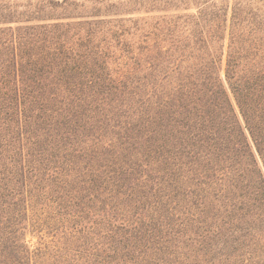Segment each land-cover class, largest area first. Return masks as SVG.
I'll return each mask as SVG.
<instances>
[{
	"label": "trees",
	"instance_id": "16d2710c",
	"mask_svg": "<svg viewBox=\"0 0 264 264\" xmlns=\"http://www.w3.org/2000/svg\"><path fill=\"white\" fill-rule=\"evenodd\" d=\"M82 1L0 9V264H264V0Z\"/></svg>",
	"mask_w": 264,
	"mask_h": 264
},
{
	"label": "rangeland",
	"instance_id": "374dc122",
	"mask_svg": "<svg viewBox=\"0 0 264 264\" xmlns=\"http://www.w3.org/2000/svg\"><path fill=\"white\" fill-rule=\"evenodd\" d=\"M59 1H63V0H59ZM192 1H197V0H192ZM111 2L119 6L121 10H126L125 5L127 3V0H111ZM82 3L85 4V7H87L89 4V2L86 0H83ZM28 4H30L32 7L26 8ZM35 4H36V0H0V9L4 10L5 7L10 6L12 7L11 9L17 10V12L20 13L26 10H34ZM123 12H126V11H123ZM195 12H196V9L192 7L190 10H187L186 12L182 11V14L192 15V14H195ZM140 14H143V13H140ZM132 15H129V14L126 15V13H123L122 17L132 18L133 17ZM134 16H137V15H134Z\"/></svg>",
	"mask_w": 264,
	"mask_h": 264
}]
</instances>
